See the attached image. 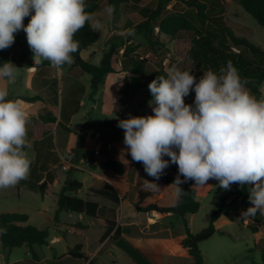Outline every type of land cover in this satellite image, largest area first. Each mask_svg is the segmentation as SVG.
<instances>
[{
	"label": "rangeland",
	"instance_id": "374dc122",
	"mask_svg": "<svg viewBox=\"0 0 264 264\" xmlns=\"http://www.w3.org/2000/svg\"><path fill=\"white\" fill-rule=\"evenodd\" d=\"M97 1L99 9L96 16L102 24V29L98 31L100 39L90 50L83 52V56L88 57L90 52L96 49L97 51L91 53V57L92 63L97 64L102 54L101 52L107 50L112 41L122 40L123 42L117 57L113 60V65L118 73L107 75L96 93H93L91 89V77L87 74H82L74 68L71 71L73 64L71 66L65 65L63 68V70L70 68L69 74L75 76L69 77L70 79L67 78L68 75L66 73L60 75L57 69L46 65L33 66V53L28 46L26 34L23 30L15 34V42L10 48L0 51L5 54L7 62L10 61L20 68L17 82L14 85L20 83L23 77L26 79L28 76L27 72H34L36 77H46V79L54 76V81L51 84L53 83L52 88L55 89L56 98L60 101L59 113L63 124L68 125L70 130L75 133L83 129L89 133L91 138L100 133L99 140L111 143L122 134L123 129L118 127L119 120L127 119L131 116L154 115L150 106L153 98L148 89V84L158 77L161 72L166 74L167 68L172 65H176L181 70H184V65L192 67L199 76H202L206 70L191 65V62L181 55L180 52L184 54L186 50L184 43L180 44L176 40L160 34L156 29L155 34L158 35L159 45L154 47L147 43L144 36L126 37L121 34L124 29L129 28L134 22H138L141 19L142 9H155L158 6V0H141L140 3L130 2L126 5H121L117 17L106 15L105 8L107 5L105 0ZM225 6L224 19L234 34L249 39L254 45L264 50V28L244 12L242 7L235 1L225 0ZM167 10L171 14H185L188 8L181 0H172L167 5ZM24 24L27 25L26 18L24 19ZM233 51L240 52L236 48ZM127 54L128 58L126 57ZM131 59L144 62L139 81L145 87L135 95L128 96L129 92H131L129 80L125 82L123 92L119 90L125 74L122 70L125 66H130L129 62ZM72 82H74L76 90L73 96L74 101H71V98L67 99V84ZM263 87L264 83L260 89L262 90ZM13 91L30 93L22 86H13ZM194 98L195 93L192 91L185 100L188 104H193ZM131 100L133 104H129ZM35 109H32V111ZM88 118L89 121L86 123ZM32 130H35L40 135H49L45 142L38 141V137L34 141L29 134L27 135L31 143V148L28 151L33 161L30 175L15 187L0 190V214L21 213L28 215L29 221L27 224L48 230L49 244L36 247V253L39 257L36 260L25 247L15 248L12 254L9 255L8 250L4 249L0 243V264H83L82 261L70 257L57 259L54 262L50 258L52 255L62 256L65 251L79 243H84L86 250L92 251L98 246L102 233L101 228L94 219L83 217V223L92 225L90 229L87 232H83L76 228L75 233H67L65 227L67 225L65 224L77 223L79 216L69 211H61L57 215L60 185L48 186L45 194L30 189V185H36L38 182L49 181L54 178L62 177L64 179L70 173H74V178L84 184V191L93 185L99 186L102 182L93 173L77 172V170L82 171V169L93 168L91 167V161H80L77 165L73 163L75 157L68 155V148L76 145L74 133H69L61 128L55 131L54 126L44 127L40 120L36 121L31 117L27 125V131L31 133ZM114 146L116 145L111 143L110 147ZM87 154L90 155L89 152ZM62 155L66 161L62 160ZM123 164L125 167H129L127 162H123ZM64 167H67V169L65 170ZM166 170L170 175H174L173 170L169 167ZM103 171L116 181L118 189L121 191L120 193H124V179H120L110 170L105 169ZM128 176L130 181H133V169L128 170ZM142 177L139 176L138 178L140 187H153ZM155 183L159 187L153 188L156 191H162L165 196L161 205L166 207L176 205L178 199L176 187L164 185L161 182ZM207 184L208 186L205 187L196 186L197 200L200 203V209L196 214L188 215L184 219L178 214L172 213L165 216L162 222L159 219L154 221L155 219L151 218L150 220L144 214L139 215L137 225L132 228L133 233L131 236L137 242L155 245L159 248L157 253L151 254L152 259L156 263L192 264V255L180 245V241L186 235L185 222H187L190 232L197 233L201 231L208 226L211 216L220 206L222 198L231 193L241 191V186L238 184H233L230 190H224L218 186L219 182L214 179L209 180ZM246 186L248 188V185ZM152 197L153 195L150 199H146L145 196H138L135 205L146 206L153 201ZM103 201L106 200L103 199ZM250 206L249 201L246 204L240 202L234 206L233 211L236 216L233 218L222 216L217 220V232L199 246L203 256L202 264H263L264 215L257 214L247 220L241 219V212L247 210ZM125 209L130 216H137L131 210L129 203H126ZM239 209L242 211L239 212ZM153 216L156 217V215ZM241 221L262 224L260 232H253ZM59 222L63 224L59 225ZM54 236L59 238V241L52 242ZM104 244L106 249L112 245L110 241H105ZM26 251L29 253L27 254ZM129 263L130 259L118 248L113 250V257L103 254V259L95 262V264Z\"/></svg>",
	"mask_w": 264,
	"mask_h": 264
},
{
	"label": "clouds",
	"instance_id": "9594fccd",
	"mask_svg": "<svg viewBox=\"0 0 264 264\" xmlns=\"http://www.w3.org/2000/svg\"><path fill=\"white\" fill-rule=\"evenodd\" d=\"M87 8L86 0H0V50L10 48L15 34L23 30L33 66L48 61L62 71L74 63L73 54L79 50L75 35L85 26L102 29L101 21ZM114 12L113 5L106 6V15ZM26 17H30L27 25ZM121 34L133 37L136 33L127 28ZM19 70L5 62L0 78L14 85ZM246 85L231 61L218 72H203L198 80L190 71L172 65L166 75L148 84L154 115L118 122L132 161L142 163L153 178L146 180L148 184L159 187L155 181L170 163L175 164L178 175L173 184L178 196L183 193L180 185L190 180L205 187L214 179L224 190L233 184L248 185L251 206L241 212V219L264 215V96L257 98ZM192 91L194 103L187 104L185 98ZM8 97V87H0V190L26 180L33 162L27 137L30 113L22 101Z\"/></svg>",
	"mask_w": 264,
	"mask_h": 264
},
{
	"label": "trees",
	"instance_id": "16d2710c",
	"mask_svg": "<svg viewBox=\"0 0 264 264\" xmlns=\"http://www.w3.org/2000/svg\"><path fill=\"white\" fill-rule=\"evenodd\" d=\"M106 5L115 7L114 17H117L121 5L130 2L140 3L141 0H105ZM172 0H158V6L151 10L142 9L141 19L134 22L129 28L135 29V35L144 36L147 43L154 47L159 45L158 35L155 29L158 28L159 33L176 40L180 44L186 45L185 53L181 55L191 62L195 67H201L208 71L209 69L218 72L221 66H226L228 61L238 69L240 76L247 80V87L250 91L260 98L264 94V87H260L264 83V50L254 45L249 39L234 34L232 29L226 24L224 14L226 12L225 0H181L188 11L185 14H171L167 10V5ZM235 1L242 9L250 15L256 22L264 28V0H231ZM87 10L97 15L99 3L97 0H86ZM29 18L26 17L27 23ZM79 41V50L74 53V63L71 71L77 69L82 74L91 77V89L96 93L99 86L104 82L107 75L117 74L118 71L113 65V60L117 57L122 46V40L112 41L108 49L102 51L98 64H93L84 60L81 53L92 46H95L100 39L98 31H93L89 26H85L74 37ZM236 48L240 52L233 51ZM129 57L128 54L126 56ZM143 61L130 60L129 67L125 66L122 70L129 73V82L133 83V88L128 96H133L145 86L139 81V76L143 71ZM40 65H50L48 61H44ZM184 70L190 71L197 80L201 77L192 67L184 65ZM160 75H166L161 72ZM125 81V80H124ZM121 84L120 92H123L125 82ZM127 91V90H126ZM127 93V92H126ZM8 99L17 100L18 98L9 95ZM23 101L34 102L39 99L36 97H21ZM185 103L187 101L185 100ZM188 104V103H187ZM50 120L47 123H56L58 118V108L55 106L48 108ZM57 126L67 132H71L70 128L61 122ZM88 132L81 130L76 133L77 142L73 149L75 157H79L83 153ZM165 159H169L165 157ZM93 169H106L114 172L119 176L126 173L124 164L118 159H108L107 161L95 164L92 163ZM174 175H170L167 171L160 177V182L166 185H174L173 182L178 175V167L175 164L169 165ZM183 180V176H181ZM52 180V179H51ZM44 180L30 185V189L45 194L48 190L50 181ZM148 180H153L148 176ZM53 181V180H52ZM83 184L72 178V173L68 175L58 193V212L70 211L77 214H85L88 217L95 218L100 221L105 229V233L100 239V243H104L107 239L116 244L134 264H158L149 254L143 253L133 244L127 241L123 235L129 233L128 228H122L117 223V210L114 207L101 206L97 202L85 200L77 196L71 195L82 188ZM175 186V185H174ZM176 187V186H175ZM183 193L178 196L176 205L172 207L160 206L157 203H151L145 207H139V212H157L159 214H178L182 218L188 215L198 213L200 203L197 200V190L194 181H187L180 185ZM92 193L101 197L115 205H120V196L112 189H92ZM249 191L247 186L241 187L238 193H231L222 198L221 204L216 211L213 212L207 227L197 233H192L185 222L186 235L181 240L180 245L186 249L193 257L192 264H202L203 256L200 250V244L209 240L216 232L217 220L224 216L233 218L234 206L238 200H248ZM29 217L21 213H2L0 214V229L6 231L0 232V243L4 249L11 252L15 248L25 247L34 259H38L35 246H45L49 244V232L45 229H39L33 225L27 224ZM58 221V217H57ZM253 232H259V225L247 224ZM82 244L74 246L66 256L72 259L85 262L88 257L82 252ZM264 264V251H262Z\"/></svg>",
	"mask_w": 264,
	"mask_h": 264
},
{
	"label": "crops",
	"instance_id": "0c3cea01",
	"mask_svg": "<svg viewBox=\"0 0 264 264\" xmlns=\"http://www.w3.org/2000/svg\"><path fill=\"white\" fill-rule=\"evenodd\" d=\"M227 10H228V7H227ZM92 47H90L89 49H87L85 51L90 50ZM85 51H83V52H85ZM94 51H97V50L96 49L92 50L88 57H84L83 52L81 53V56L84 60H87V61L92 63L91 53H94ZM5 62H7L6 56L4 53H2L0 51V66H2L3 63H5ZM98 62H99V60H98ZM46 66L51 67L50 65H46ZM69 70H70V68H68V69L66 68L65 70L59 71V73H60V75L66 73L68 75L67 78L75 77V76L69 74ZM27 73H28V76L26 77V79L23 77V80L16 85H7L6 80L0 78V87L7 86L9 89V95H13V96L18 98L17 100L22 101V106L30 113V117L34 118L36 121L40 120L43 123L44 127L49 128L50 126H54V130L57 131L58 129H60V127L57 126V123L61 122L63 124V122L60 118V113H59L60 101H59V99L56 98L55 89L52 88L53 83L51 84V82L54 81V76L46 79V77H38V76L36 77L34 72L33 73L27 72ZM112 75H115V74H112ZM128 77H129V73L125 72V74L123 75V79H122L121 84L123 83L124 80H125L124 82H127V80H129ZM61 81L63 82L62 79H61ZM67 85H68L67 99L71 98V101H74L73 96L75 95V91H76L74 88V82L69 83ZM129 85H130V90H131L134 85L131 81H130ZM13 86H22L25 90H28L30 93H27L25 91H13ZM23 96H27V97L38 96L39 99L34 101V102H26V101H23L21 99V97H23ZM262 96H264V94ZM93 100H95V99H93ZM129 104H133L132 100L129 101ZM55 105L58 108V113H59L57 121H56V123H49V122L47 123V121L50 120V116L48 114V108H49V106L53 107ZM34 108H36V109L32 111V109H34ZM88 121H89V118L86 120V123ZM63 125H65V124H63ZM65 126L70 128L68 125H65ZM69 133H74L76 136V133L73 132L72 130ZM28 134L30 135V138H32V140L36 141V139H37L36 137H38L39 138L38 141H41V142H45L48 135H49V134L46 136H44L43 134L40 135L35 130H32L31 133L27 131V135ZM99 136H100V133H97L94 138H91L89 133H88L85 144L83 146V153L79 157H75V155L73 153V149L75 147H69L68 148V155H73V157H75V160L73 161V163H75V164H77L80 161L81 162L82 161L83 162L84 161H91L92 163L100 164V163L107 161L108 159H118L124 163L127 162L129 167L124 166L126 173L123 176H119L116 174L120 179L121 178L124 179V188H123L124 193H120L121 191H119L116 181H114L111 177H109L107 174H105V172L103 171L105 169H99L98 168V169H85V170L82 169V171L77 170L78 173L79 172H87L89 174L93 173V174L97 175L98 179L101 180L102 183L99 186L93 185V186L89 187L86 191H84V184L82 183L83 184L82 188L76 193H71V195L77 196L79 198H83L85 200L97 202L101 206L116 208L118 225H120L122 228H128L129 229V233L123 235V237L145 254L151 255V254L157 253L159 251L158 247H156L155 245H146V244H143L141 242H137L131 236V234L133 233L132 228H134L137 225V221H138L140 214L147 215V217L150 220H151V218L155 219L154 221L159 219L160 222H162V220L164 219L165 216L169 215V214H164V215L159 214V213L154 212V211L153 212H139L138 208L142 207V206L135 205L136 198L138 196H140V197L145 196L146 199H150L151 196L153 195V197H152L153 201L151 203H157L158 205L162 206L161 202L164 200V197H165L164 193L162 191H156L153 187H149V188L140 187V185L138 183L139 176H143L142 178H144L145 180H148V175L144 171L143 164L132 161L130 154L127 152V146L124 144V130H122V134L120 135V137H118L117 139H115L114 141L111 142V143H114L116 145L114 147H110L111 143H109L108 141L99 140ZM76 142H77V137H76ZM103 146H104V148H103ZM87 152H89L90 155H88ZM43 153H44V151H43ZM37 154L39 155L38 151H37ZM64 159H65V157L62 155V160H64ZM64 161H66V160H64ZM78 168H79V166H78ZM79 169L81 170V168H79ZM129 169H133V174H134L133 181H130V179H129V176H128V170ZM99 171H100V173H99ZM164 171H167V170L165 169ZM67 177L68 176H66L64 179L62 177L54 178L53 181L49 184V187L51 185H55V186L60 185V189H61V187L63 186L64 181L66 180ZM72 178L75 179L74 173L72 174ZM155 182H160V181H155ZM161 183H163V182H161ZM164 185H166V184H164ZM172 186H174V185H172ZM105 188H110V189L114 190L120 196V198H121L120 205L117 206V205H115V204H113L107 200L103 201V198L98 197L97 195H95L94 193L91 192L92 189L94 190V189H105ZM248 189H249V186H248ZM247 201H249V199L245 200V201L240 200L239 202L236 203V205H238L240 202L242 204H246ZM126 203H129L131 210L133 212H135L137 214V216L134 217V216L129 215V213L125 209ZM151 203H149V204H151ZM143 207H145V206H143ZM164 207H166V206H164ZM241 211L242 210L239 209V212H241ZM75 214H77V213H75ZM77 215L79 216L77 223H72L69 225L67 223L65 224V225H67V226H65L67 233H75L76 228L79 230H82L83 232H87L90 229V227L92 226L89 223H83L82 222V218L88 217V216H86L85 214H77ZM153 215H156V217ZM234 215H235V213H234ZM88 218H91V217H88ZM134 218H136V219H134ZM92 219H94L96 221L97 225L101 228V230H102L101 237H102L103 234L105 233V229L103 228V226L101 225L99 220H97L95 218H92ZM61 224H63V223L59 222V225H61ZM247 224L259 225V232H260L262 224H260V223H247ZM101 237H100V239H101ZM100 239L98 241V246L96 248H94L92 251H87L86 247H85L86 245L84 243H79V244H82V246H83L82 252L88 257L87 261L83 262V264H95V262L97 260L103 259V254L108 256V257H113V250L115 248H118L117 245L110 241L112 243V245L106 249L105 244L100 243ZM57 241H59V238L54 236L52 238V242H57ZM106 241L109 242L108 239ZM36 247L37 246L34 247L35 251H36ZM71 249H72V247L69 248L67 251H65L63 253V255L60 257H58L57 255H52L50 260L52 262H54L57 259L68 258L69 256H66V255L69 252V250H71ZM118 249L121 250L120 248H118ZM12 252H13V250L11 252H8L9 255L12 254ZM26 253L28 254L29 252L26 251ZM37 256H38V254H37ZM38 259H39V257H38ZM129 264H134L131 259H130Z\"/></svg>",
	"mask_w": 264,
	"mask_h": 264
},
{
	"label": "built area",
	"instance_id": "2783aa9c",
	"mask_svg": "<svg viewBox=\"0 0 264 264\" xmlns=\"http://www.w3.org/2000/svg\"><path fill=\"white\" fill-rule=\"evenodd\" d=\"M156 30H157V31H159V30H158V28H156ZM64 169L66 170V169H67V167H64Z\"/></svg>",
	"mask_w": 264,
	"mask_h": 264
}]
</instances>
